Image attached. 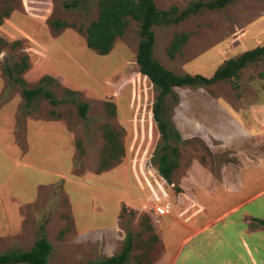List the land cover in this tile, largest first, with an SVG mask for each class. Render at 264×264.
<instances>
[{
  "label": "rangeland",
  "instance_id": "1",
  "mask_svg": "<svg viewBox=\"0 0 264 264\" xmlns=\"http://www.w3.org/2000/svg\"><path fill=\"white\" fill-rule=\"evenodd\" d=\"M98 1L0 0V253L30 249L44 236L52 247L47 264L99 261L106 257L107 243L98 235L106 232L81 235L73 218L92 217L86 224L95 225L118 214L120 236L109 242L112 255L129 234L132 249L122 264H158L161 235H175L172 251L181 231L176 225L165 231L167 222L150 208L153 199L187 220L198 210L192 203L197 192L191 167L200 162L223 179L225 167L264 159L261 127L246 123L244 129L233 120L237 111L249 114V105L264 101L262 59L239 71L237 89L218 81L174 86L163 96L160 113L178 133L166 148L170 154L177 148V166L171 182L163 181L156 162L166 141L152 112L159 88L139 72L135 60L139 23L130 20L112 50L97 53L87 46L84 29L97 17ZM154 1L159 10L174 6L179 12L192 2L211 0ZM54 20L67 25L56 27ZM152 30L153 56L165 68L211 76L223 60L264 42V0L201 7ZM179 33L188 37L170 56L168 48ZM23 56L28 66L19 73L15 63ZM44 76L53 80L42 82ZM39 85L56 104L42 94L26 100L23 88ZM82 103L88 104L85 116ZM229 120L233 124L226 129L212 126ZM201 130L208 135L202 137ZM145 195L146 202H136Z\"/></svg>",
  "mask_w": 264,
  "mask_h": 264
},
{
  "label": "crops",
  "instance_id": "2",
  "mask_svg": "<svg viewBox=\"0 0 264 264\" xmlns=\"http://www.w3.org/2000/svg\"><path fill=\"white\" fill-rule=\"evenodd\" d=\"M259 44L248 48L243 46L241 52ZM235 116L236 119L233 120L236 126L245 129L246 123L247 125L255 123L257 127H261L264 134V101L261 104L249 105V114L242 110L237 111ZM221 123L216 125V122H213L212 126L214 128L221 126L222 130L228 128L231 122L229 120L228 123ZM207 135L206 131L201 130L202 137ZM247 136L252 138L253 134L248 131ZM215 137L222 139L219 135ZM243 154L252 156L253 153ZM259 154L264 155V151ZM194 167L195 169L191 167L189 171L193 174V186L197 192L193 195L192 203L198 206V210L187 220H183L184 213L178 211L175 215L174 209L168 203H163L169 206V212L160 217V221L167 222L165 231L176 225L181 235L176 238L177 247L172 251L175 235L171 236V233L168 237L161 235L164 248L161 262L157 263L264 264V223L259 221L264 222V159L256 164L225 167L223 179L215 176L200 162ZM160 189L164 190L161 187ZM153 192L152 198L157 195L158 190ZM135 200L142 204L146 202V195ZM153 202L156 201L153 199ZM100 214L98 211V217H102ZM77 218L76 221L73 218V221L81 235L92 231L107 233L98 235V238L101 244L107 243L106 257L111 256L114 251L109 242L120 236L119 215H114L110 222L100 221L95 225L86 224L93 223L92 217Z\"/></svg>",
  "mask_w": 264,
  "mask_h": 264
},
{
  "label": "trees",
  "instance_id": "3",
  "mask_svg": "<svg viewBox=\"0 0 264 264\" xmlns=\"http://www.w3.org/2000/svg\"><path fill=\"white\" fill-rule=\"evenodd\" d=\"M231 1L232 0H211L207 2H192L187 8L178 12L177 8L174 6L159 10L154 0H99L96 19L90 21L84 29L87 46L94 49L99 54H107L112 50L115 40L124 34L130 20H135L139 23L140 40L138 42L135 60L139 67V72L145 75L159 88L152 112L158 130L161 133V138L166 141L163 146L164 152L159 156L156 162L157 172L165 182H171L173 170L177 166L176 156L178 153L176 147H171V154L167 151V141H170L172 138H177L178 133L164 120L160 113L163 96L170 93L174 86L209 85L218 81H228L237 89L238 84L235 79L238 78L239 71L252 63L264 59V43L223 60L214 69L211 76H205L200 73L176 74L165 68L153 56L155 35L152 26L171 22L178 23L185 17L201 10V7L221 8ZM72 3L74 4L76 1ZM66 6H69V3H66ZM6 13L9 14L8 12ZM53 24L56 27L67 25L65 21L58 20H54ZM187 37V33L175 35L168 48L170 56H174L175 52L186 41ZM27 66L28 63L25 56H23L19 62L15 63L16 71L19 73L23 72ZM7 72H9V70ZM260 75L262 76L263 73L261 72ZM51 80H53V77L50 76H44L41 79L42 82ZM22 94L27 101L42 94L50 98L53 104L57 103L52 93L44 89L42 85L33 88H23ZM87 108V103L80 104L79 111L82 116H85ZM262 147L264 148V144ZM259 221L264 223L262 220ZM131 249L132 238L128 234L121 250L117 254L99 261L89 262V264H122L128 259V254ZM51 250V244L42 236L30 249L10 250L0 253V264H47Z\"/></svg>",
  "mask_w": 264,
  "mask_h": 264
},
{
  "label": "built area",
  "instance_id": "4",
  "mask_svg": "<svg viewBox=\"0 0 264 264\" xmlns=\"http://www.w3.org/2000/svg\"><path fill=\"white\" fill-rule=\"evenodd\" d=\"M158 173V172H157ZM156 173V174H157ZM158 176H160L159 174H157ZM161 177V176H160ZM161 179L163 181H165L162 177ZM159 198L156 197L155 199V203L150 205V208L153 210V213L157 216V217H162L164 215H166L169 212V206L168 204H161V203H157V201L159 202L160 200H158Z\"/></svg>",
  "mask_w": 264,
  "mask_h": 264
}]
</instances>
